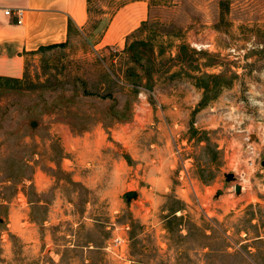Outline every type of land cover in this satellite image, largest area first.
I'll return each instance as SVG.
<instances>
[{
    "label": "rangeland",
    "instance_id": "rangeland-1",
    "mask_svg": "<svg viewBox=\"0 0 264 264\" xmlns=\"http://www.w3.org/2000/svg\"><path fill=\"white\" fill-rule=\"evenodd\" d=\"M88 7L0 76V264H264V0Z\"/></svg>",
    "mask_w": 264,
    "mask_h": 264
},
{
    "label": "crops",
    "instance_id": "crops-1",
    "mask_svg": "<svg viewBox=\"0 0 264 264\" xmlns=\"http://www.w3.org/2000/svg\"><path fill=\"white\" fill-rule=\"evenodd\" d=\"M147 7L135 31L146 23ZM18 9L24 12L21 24L14 15H5ZM88 10V0H0V76L20 77L26 59L40 48L67 43L70 24L74 31L87 26ZM127 37L109 28L103 41L125 43Z\"/></svg>",
    "mask_w": 264,
    "mask_h": 264
},
{
    "label": "trees",
    "instance_id": "trees-1",
    "mask_svg": "<svg viewBox=\"0 0 264 264\" xmlns=\"http://www.w3.org/2000/svg\"><path fill=\"white\" fill-rule=\"evenodd\" d=\"M73 31V27L70 24V34ZM68 43V42H67ZM65 44H60V45H53V46H46V47H42L40 48V50L46 49V48H51V47H56V46H64ZM148 47V43L146 41H132L131 43H128L125 50L126 54H128L130 56V59L132 61V64H135L139 67H141L142 69H144V73H145V64L143 63V61L145 60V58L142 56L143 51ZM118 52L115 53V55H112L113 57H117ZM149 62V61H148ZM150 63V62H149ZM130 70H134V69H130ZM147 73V71H146ZM209 79L213 78L215 81H218L220 78H222V76L220 75H212V76H208ZM198 86L204 90V98H203V102L206 103L207 101L213 100L214 98H216L220 92L221 89L218 90V86L215 84V87L213 89L210 88V86L208 84H198ZM211 93V97L209 96V94Z\"/></svg>",
    "mask_w": 264,
    "mask_h": 264
},
{
    "label": "water",
    "instance_id": "water-1",
    "mask_svg": "<svg viewBox=\"0 0 264 264\" xmlns=\"http://www.w3.org/2000/svg\"><path fill=\"white\" fill-rule=\"evenodd\" d=\"M263 166H264V162H263ZM226 177H227V180H228V181H231V180H234V179H235V177H234L233 174H229V175H227ZM235 190H236V194H240L241 191H242V187H241L240 185H236V186H235ZM220 194H222V191H218V192L216 193V196L218 197ZM138 196H139V194H138V192H136V191H129V192H127V193L125 194L126 200H127L128 202H131L132 200L137 199Z\"/></svg>",
    "mask_w": 264,
    "mask_h": 264
},
{
    "label": "built area",
    "instance_id": "built-area-1",
    "mask_svg": "<svg viewBox=\"0 0 264 264\" xmlns=\"http://www.w3.org/2000/svg\"><path fill=\"white\" fill-rule=\"evenodd\" d=\"M5 15H8V16L14 15L17 18V22L19 24H21L22 23V18H23L24 12L21 9H18L16 11L6 10L5 11ZM115 51L116 50H114L113 52H115ZM249 148L251 149V151H253V149H252L251 146ZM118 240H119V243H121V240L120 239H118Z\"/></svg>",
    "mask_w": 264,
    "mask_h": 264
}]
</instances>
